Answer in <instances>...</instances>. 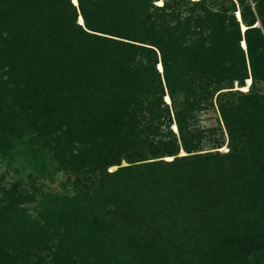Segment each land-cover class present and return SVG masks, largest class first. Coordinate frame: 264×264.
<instances>
[{
    "label": "trees",
    "instance_id": "trees-1",
    "mask_svg": "<svg viewBox=\"0 0 264 264\" xmlns=\"http://www.w3.org/2000/svg\"><path fill=\"white\" fill-rule=\"evenodd\" d=\"M76 2L0 0V152L24 141L45 169L47 148L96 199L39 217L91 241L125 229L141 264H264V0ZM213 97L229 150L192 154L194 113ZM146 152L174 158L120 167ZM5 197L0 264H30L24 237L46 227L18 209L31 197Z\"/></svg>",
    "mask_w": 264,
    "mask_h": 264
},
{
    "label": "rangeland",
    "instance_id": "rangeland-1",
    "mask_svg": "<svg viewBox=\"0 0 264 264\" xmlns=\"http://www.w3.org/2000/svg\"><path fill=\"white\" fill-rule=\"evenodd\" d=\"M71 2L73 5H77L76 0H71ZM157 2L161 3L162 0H157ZM157 2L154 3L155 6ZM77 22L82 24V18L80 16ZM155 69L161 72V64L158 63ZM250 84L251 79L248 78L241 87L237 84H233V89L231 90L237 89L240 92H247ZM258 86L260 91H264V86H262L261 83H258ZM232 93L234 94V92ZM164 97L167 98V96ZM178 101L181 103V98H179ZM166 102L168 103V101ZM211 102L212 106L202 107L200 111L194 113L195 121L191 126L194 134L192 143H196L197 141L199 146L194 149L197 151L192 154L204 153L209 155L207 153H210L221 155L226 154L229 150L227 134L217 111L214 97ZM170 116L171 118L173 117L172 113ZM171 123L172 125H170L169 129H172V131L177 134L176 125L173 124V122ZM153 139L154 141L159 139L163 141L159 135H155ZM16 144L17 145H14L12 149L5 151V153L0 152V203L1 205H5V193L11 191V189H14V191L16 190V192L20 193L23 197H26V195L28 198L31 197V200L22 202L18 209L23 210L24 216L30 221H37L39 226L46 227V236L44 238L41 236L42 234L29 231L28 235L24 237L26 243L25 250H32L25 258L27 262L30 264L36 262L38 264H55L54 253L60 252V254H64L67 249H69L73 257L77 259L79 258L78 250L80 247L89 248L84 252L85 256L84 259L80 261L81 264H120L121 262L129 264L131 260H133L134 264V262L139 261L137 256L132 255L133 253H137L128 244L127 239H129L130 234H127L125 229L120 230V235L123 239L116 237L113 244L112 241L104 238L98 241H91L90 239L81 238V236L78 237V235H76L78 229L73 227L74 222L72 223V221L68 224H64V222L61 223L58 222V220H54L48 228L44 220L39 217L40 214L45 211L51 212L65 209V212H67L70 218L74 213L73 205L76 202L84 208V211H88L91 207L94 209L93 201L96 203V199L93 196V189H88V184L85 180H81L80 175L78 177V175L74 174L71 170L60 167L59 164L53 160L52 152L47 148H41L40 151V154L45 156V169H42L39 166L41 158L36 160L35 157L30 154L27 144L24 141ZM145 149L147 150L148 147ZM43 152L45 153L44 155ZM185 155H187V153L180 148L177 156ZM134 157L135 158L130 159L122 158L120 160V167L128 165L126 162H135L136 160L142 159H146L147 162L150 158H153V156L147 152L142 155L141 158H136L137 156ZM155 157L156 158L150 161L161 160L170 162L174 158L173 156H167L165 158ZM116 168V166L107 167L106 172H113ZM138 168L141 169L144 167L138 166ZM88 178L90 179V177ZM76 179L79 181L81 180V183L76 185ZM88 181L89 183H94L93 177H91V181ZM86 197L88 198V202L83 201ZM81 207L78 211L79 214L83 213ZM108 209H111V206L105 209L104 212H107ZM78 213L76 212L74 216L79 215ZM68 219H66V221ZM108 234H111V232ZM98 235L100 236V233H98ZM80 252L82 253V251Z\"/></svg>",
    "mask_w": 264,
    "mask_h": 264
},
{
    "label": "water",
    "instance_id": "water-1",
    "mask_svg": "<svg viewBox=\"0 0 264 264\" xmlns=\"http://www.w3.org/2000/svg\"><path fill=\"white\" fill-rule=\"evenodd\" d=\"M255 26L259 27V23H256V25H255Z\"/></svg>",
    "mask_w": 264,
    "mask_h": 264
}]
</instances>
